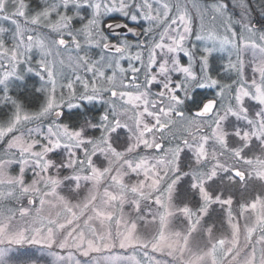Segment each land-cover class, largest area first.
<instances>
[{
	"label": "snow or ice",
	"instance_id": "snow-or-ice-1",
	"mask_svg": "<svg viewBox=\"0 0 264 264\" xmlns=\"http://www.w3.org/2000/svg\"><path fill=\"white\" fill-rule=\"evenodd\" d=\"M187 7V0H43L33 10L25 0H0V21L13 26L6 42L10 30L0 25V100L14 109L0 122V264H8L12 245L68 250L66 257L53 253L59 264H80L74 252L88 256L117 243L121 249H142L147 264H161L149 248L166 252L170 264H264V192L239 204L242 231L233 215V196L225 197L226 187H213L221 175L228 184L237 179L242 184L251 179L264 182V32L237 21L242 26L237 33L231 17L225 16L223 0L210 9L193 0L201 20L196 40L211 41L197 57L196 45H189L192 20ZM208 10L223 33L205 30ZM113 13L132 22L147 21L150 27L142 33H156L158 38L139 42L135 47L143 51L133 53L134 45L119 30L140 32L127 23H105ZM94 49L100 50L98 58L91 54ZM223 51L229 52L226 71L234 72L235 79L222 85L211 74L210 58ZM34 52L40 56L35 64ZM181 53L187 63H182ZM125 58L127 68L121 65ZM65 69L74 79H67ZM25 72L45 82L36 89L46 94L44 103L33 113L10 95L13 82L23 81ZM58 78L67 79L59 94ZM77 82L83 91L77 92ZM154 85L157 92L152 91ZM207 87L218 89L214 97L187 107L193 90ZM96 101L108 106L97 123L85 120L73 128L60 122L65 106L80 108ZM88 129L100 130V136H87ZM119 130H126L124 144ZM57 150L65 153L60 162L49 158ZM185 152L190 154L187 171L181 167ZM13 167L18 168L15 175ZM29 169L30 183L25 180ZM65 170L69 175L61 176ZM133 176L134 182H126ZM184 179L190 182L189 192L198 196L195 209L173 202ZM64 187L67 195L61 194ZM85 188L83 198L73 203ZM25 199L28 207L20 203ZM13 202L18 206L9 207ZM37 202L40 208L33 212ZM142 204L151 221L140 215ZM213 204L227 206L230 236L212 242L209 226L207 250L193 252L190 237ZM45 205L56 211L43 215ZM125 205L139 220L157 223L150 237L137 233L131 213L125 218ZM179 216L187 220L184 231L172 227Z\"/></svg>",
	"mask_w": 264,
	"mask_h": 264
},
{
	"label": "rangeland",
	"instance_id": "rangeland-1",
	"mask_svg": "<svg viewBox=\"0 0 264 264\" xmlns=\"http://www.w3.org/2000/svg\"><path fill=\"white\" fill-rule=\"evenodd\" d=\"M25 2L30 5V3L27 0H25ZM216 2H217V0H198V3H199L201 8H209V9H210V6ZM36 3L38 4V6L30 5V9L34 10V9L39 8L42 5L43 0H36ZM192 3H193V0H187V4H188L187 12H188V15L191 17V20H192V24H191L192 33L189 37V45H192V44L196 45V52H197V57H198L201 54L203 47L206 44L210 45L211 41H197L196 40L197 33L201 32V29H200L201 20H200V16H199L196 8L192 7ZM223 3L227 5L226 11H225V16L231 17L233 28L235 29V31L237 33H240L242 31L241 23H237V21H241L242 23L253 25L260 32H264V0H251V2H248L247 0H225V1H223ZM251 4L253 5V7ZM213 14L214 13L211 10L206 11L204 14L205 30L206 31L215 30L218 33H223L224 30L222 27L219 26V20H217L215 22H213L211 20V17ZM111 17L122 18L131 24L140 25L141 29H146V28L150 27V25L147 21L141 20L138 23L132 22V21L128 20V18L123 17L119 13H113V14H111ZM0 25L4 26L10 30L5 36L6 42H10L11 30L13 29V26L11 25L10 22H6V21H0ZM75 26L80 27V22L77 21L75 23ZM142 35L143 36L138 41L137 40H128L131 44L134 45V47L131 49V51L133 53H135L138 50L143 51L142 49H138L137 47H135L136 44H138L139 42H142V41L151 42L153 37H156V33H153L151 36L144 35L143 33H142ZM156 38H158V37H156ZM99 53H100L99 49H94L91 54L95 58H98ZM144 55H145V59H146V57H147L146 51L144 52ZM180 55H181L182 63H187L188 58L185 57L182 53ZM39 58H40L39 54L34 52L32 63L35 64V61ZM232 59L235 60V56H233ZM244 59L247 62L250 59V54L246 55L244 57ZM228 62H229V52L228 51L214 52L212 57L210 58L211 74L214 78L219 79L222 85L227 84V83H231V79H235L234 72L226 71ZM128 63H129V61L127 58L121 60V65L124 66L125 68H127ZM133 63L135 64L136 67H142V65H140L138 62H133ZM195 67L198 70L199 65L196 64ZM20 70H21V72H23V70H24L23 65L21 66ZM246 71H250V69H247V66H246ZM65 75H66L67 79H74V77H72L71 71L69 69H65ZM129 75H130V73H129ZM143 78H144L143 74L141 73L140 80L142 81ZM67 79H59L58 78V80H57V93L58 94L62 90L60 88V85L66 84ZM27 82L31 83L33 85V87L35 88V90L44 86V84H45V82L41 81L40 78L38 76H36L34 73H26L25 72L24 73V80L23 81L15 80L12 84V89H15V87L18 88V84H19V86H22V89H23V87L26 86ZM74 87L77 89V92L83 91L82 85L78 82L74 84ZM196 89H211V90H213V96L215 95V92L218 91L217 88H211V87L196 88ZM158 90H159L158 86L154 85L152 87L153 92H157ZM63 91L65 92V94H67L66 88H64ZM39 93L41 94V98H42L39 106L35 110L24 109L25 111H27L29 113L39 111L41 105L44 103L45 95H46L44 92H39ZM0 95H2V94H0ZM10 95H11V92H10ZM1 107H5L7 110L9 108V111H8L9 113H7V111L4 108H3V110H5L6 113H3V110L0 109V115H1L0 116V118H1L0 122H3V121H6L11 116L14 109L10 103H4V102H2V100H0V108ZM107 107L108 106L106 104H102L99 101H96L93 103L84 102V106H82L80 108L69 109L65 106L62 109V111L63 112H69V111H73V110H84L86 108L92 109L94 111H97V113H96L97 120L95 122H93V123H97L99 121L100 115L107 109ZM89 118H90V116L88 115L86 120H90ZM60 122H61V120H60ZM123 122H124V119H122V123ZM61 123H63V122H61ZM231 123H235V118H232ZM124 132H125V134H124L125 139L124 140H126V130H124ZM86 135L89 137H99L100 136V130L88 129ZM141 154H144L143 149H141ZM64 155H65V153L63 152V150H57L55 153L50 154L49 158L56 161V162H60L63 159ZM184 155H185V153H182L181 161L183 160ZM189 155L190 154L186 152V157L189 158ZM96 160H97V163L100 164L103 161V158L99 157V158H96ZM187 162H185V165H187ZM187 170L188 169L186 167L185 171H187ZM241 170H244V166H241ZM17 173H18V168L13 167L12 174L15 175ZM60 175L61 176L69 175V171H67V170L62 171L60 173ZM223 176H225L224 178L227 179L226 175H223ZM32 178H33V174H32V171L29 169L26 171L25 180H26V182L30 183ZM135 179H136V177L133 176L130 181H126V182L131 183V182H134ZM239 184L242 185L243 189L247 188L248 192L244 191L243 195L245 197L247 196L246 198H248V197L249 198L246 201L240 200L237 204H235L234 198H233L232 210H233V215L239 220V223L241 224V229L243 231V225H244L245 221L238 216L239 204L250 201L253 198L254 194L257 192H264V182H261V181L256 180V179H251V180L246 181V184H242L239 181ZM86 191H87L86 188L83 189L81 191V193L79 194V196L73 198V203L81 200L83 198V196L85 195ZM101 191H103V189H101ZM61 194L67 195L66 187L63 188V190L61 191ZM175 198L176 197H175V193H174V198H173L174 204H175ZM20 203L24 207H28L26 199L21 201ZM16 206H18V205H16L15 202H13V204L9 205V207H16ZM176 206L182 207L183 205H181V206L176 205ZM39 208H40V205L37 202L35 207L32 208L31 210L33 212H35V210L39 209ZM214 209H215L214 214L213 215L210 214ZM227 210H228L227 206L222 207L219 204H213L210 206V208L208 209V214L201 219L200 224L197 225L196 231L193 232L192 236L190 237V245L189 246L193 252L198 253L200 250H207V247L209 246V239H210L208 234H207V228L209 226L213 227V231L211 234V241L212 242H214L215 239H217V238H221L222 236H230L231 229L227 225ZM49 211H52L54 213L56 210L50 209L47 205H45L43 210H42V214L47 215L49 213ZM152 212L153 213L156 212L155 205L152 206ZM124 213H125L126 219L128 218V215L130 213L132 214L131 218L137 221V233L139 235H141L142 237H146V238L150 237L155 232V230L158 226L157 223H146L145 222V220L151 221V216L146 214V207L143 204H142V211H141L140 215L145 216V220H139L137 218L136 214L133 212V210L128 205H125ZM217 215H218V217H217ZM245 215H249V214L246 213ZM172 227L175 230L184 231L187 228L186 218H184L183 216H179L178 219H173ZM113 231H115V228L113 229ZM258 236H259V232H257L254 235V239L257 238ZM241 239H243V236L241 237ZM148 251H149L150 255L155 257V259L160 260L161 264H170V262L172 260L171 257L167 256L166 252H164V253H153L150 248L148 249ZM67 252H68V250H60V249H57L55 247H53V249L51 251H49L46 248V246L42 245V244L41 245H38V244L12 245L11 250L9 252V255L7 257V261H8V264H59L56 256L53 255V253H58L59 256L66 257ZM74 256H75L76 260L80 261V264H137V261H139L140 264H147L145 258L143 257V250L142 249H140L139 247H129V248L121 249L119 247L118 243L114 248L103 249L100 252L93 251V252H90L88 256H83L82 252H74Z\"/></svg>",
	"mask_w": 264,
	"mask_h": 264
},
{
	"label": "trees",
	"instance_id": "trees-1",
	"mask_svg": "<svg viewBox=\"0 0 264 264\" xmlns=\"http://www.w3.org/2000/svg\"><path fill=\"white\" fill-rule=\"evenodd\" d=\"M27 1L30 3V5L38 6V4L36 3V0H27ZM223 1H225V0H223ZM247 1L251 2V0H247ZM252 7H253V5H252ZM115 19H119V18L111 17V20H115ZM120 19L123 21L125 20L122 18H120ZM107 21H109V19L106 18L105 23ZM137 26L139 28L141 27L140 25H137ZM142 36H140L138 39H134V38H132V39L138 41L141 39ZM10 92H11V95L13 96V98H15L19 102H21L24 106V109H26V110H35L39 106L41 99H42L41 94L39 92H37L35 90V88L33 87V85L29 82H27L26 86H24L23 89H22V86H19V84H18V88L15 87V89H12V86H11ZM192 96H193V100H190L187 104V107H189V108L194 107L193 101L198 103L200 100H203L205 98H213L214 97L213 96V90H211V89H194L192 92ZM3 108L7 111V113H9L8 112L9 108H8V110L5 107H1L0 109L3 110ZM5 110H3V113H6ZM96 113H97V111H94V110L89 109V108H86L84 110H73V111H69V112H63V115H62L60 120H61V122L68 124L70 127L77 128L84 123V121L87 119L88 115L90 116V118H89L90 121L95 122L97 120ZM124 134H125L124 130L118 131L119 141L121 144H124V141H125L124 140L125 139ZM187 161H188V157H186V152H185L183 160L181 161L182 170L186 169L185 162H187ZM224 177L225 176H223V175L219 176L215 180L213 187H217V186L222 187V188L226 187L227 191L225 192V196L226 195H232L234 198L235 204H237L240 200H244V201L248 200L249 197L246 198L247 196L245 197L243 195V192L244 191L248 192V190H247V188L243 189L242 185L239 184L238 179H237L236 183L228 184L226 182L227 179H225ZM175 197H176L175 198V204L176 205L181 206L184 204H188L190 207H194V208L196 206V201L198 200V196L193 195L192 193L189 192V180L188 179L182 180L177 185ZM214 212H215V209L210 214L213 215ZM217 217H218V215H217Z\"/></svg>",
	"mask_w": 264,
	"mask_h": 264
},
{
	"label": "flooded vegetation",
	"instance_id": "flooded-vegetation-1",
	"mask_svg": "<svg viewBox=\"0 0 264 264\" xmlns=\"http://www.w3.org/2000/svg\"><path fill=\"white\" fill-rule=\"evenodd\" d=\"M114 21H122V22H124V23H127L130 27H132V26H137V25H135V24H131V23H129V22H127V21H123V20H121L120 18L119 19H115V20H109V21H107L106 23H109V22H114ZM138 27V26H137ZM139 28V27H138ZM140 29H141V27H140ZM142 30V29H141ZM106 34H108L107 32H106ZM121 37H123V36H127V39L128 40H133L131 37H129L128 36V34L126 33V32H122L121 34H119ZM141 36H142V34H141ZM110 39L113 41V42H115V37L114 36H110Z\"/></svg>",
	"mask_w": 264,
	"mask_h": 264
},
{
	"label": "water",
	"instance_id": "water-1",
	"mask_svg": "<svg viewBox=\"0 0 264 264\" xmlns=\"http://www.w3.org/2000/svg\"><path fill=\"white\" fill-rule=\"evenodd\" d=\"M114 22H117V23H124V22H122V21H114ZM132 27H136L137 30H138V32H140V34H139V35H135V34H132V33H127L125 29H120V30H119V34H121L122 32H126V33L128 34L129 37L134 38V39H138V38L141 36L142 31H141V29L138 28L137 26H132Z\"/></svg>",
	"mask_w": 264,
	"mask_h": 264
}]
</instances>
